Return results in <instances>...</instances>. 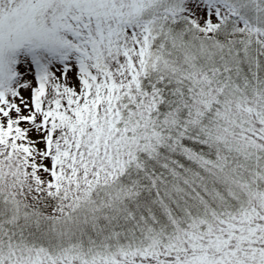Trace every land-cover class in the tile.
Masks as SVG:
<instances>
[{"label": "snow or ice", "instance_id": "6c2138e0", "mask_svg": "<svg viewBox=\"0 0 264 264\" xmlns=\"http://www.w3.org/2000/svg\"><path fill=\"white\" fill-rule=\"evenodd\" d=\"M0 264H264V0H0Z\"/></svg>", "mask_w": 264, "mask_h": 264}]
</instances>
